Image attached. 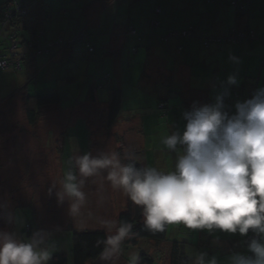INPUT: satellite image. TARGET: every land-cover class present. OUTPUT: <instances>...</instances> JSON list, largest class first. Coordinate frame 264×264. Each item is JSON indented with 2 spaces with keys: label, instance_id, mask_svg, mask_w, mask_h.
<instances>
[{
  "label": "rangeland",
  "instance_id": "1",
  "mask_svg": "<svg viewBox=\"0 0 264 264\" xmlns=\"http://www.w3.org/2000/svg\"><path fill=\"white\" fill-rule=\"evenodd\" d=\"M6 1L9 0H0V4ZM62 1H64L62 9L68 7L65 0ZM141 1L144 5L140 3ZM117 2L116 7H120V15L136 13L133 3L142 6L143 14L149 12L153 3L159 6L164 3L163 0L137 2L117 0ZM162 9L165 10L163 6ZM107 14L108 12L103 15L102 20L105 19L112 27V22L117 18L109 16L108 20ZM123 17L120 16L118 20ZM77 19L79 15L77 17L69 15L67 22L74 27ZM103 30L109 31L105 28ZM90 31L92 29L87 33L90 35L89 39L93 40L95 53L89 58L79 57L78 61L67 62L62 66V70L57 72L56 77L52 78L49 75L47 78L44 70L39 69L34 73L35 70L26 71L23 66L16 72L13 69L0 71V232L14 233L18 238L21 236L22 240L41 232L46 237L52 255L66 253L70 262L73 232L103 230L107 233L109 248L97 261L87 264H134L139 252L146 250L149 254L154 252L156 258L154 264H164L165 256H156L149 241H142L133 249L122 247L124 257L119 255L118 250L121 238L115 244L110 243L119 237L117 216L127 211L129 198L121 190L112 188L110 182L105 179L106 170L85 180L82 191L86 199L77 213H70L69 202H58L55 195L69 169L76 172L74 157L85 152L93 155L117 152L124 163L129 160L125 157H131L137 164L146 160L145 167L171 170L174 167L175 156L165 148L162 140L170 135L172 130L183 128L184 111L181 100L186 98L187 94L171 96L168 100L170 106L168 114L160 116L158 113L159 121L150 114V118L148 116L149 119L143 121L142 132L137 128L136 122H129L128 119L132 120L127 113L129 110L131 114L137 111L138 114L133 115L138 118L140 114L149 115L150 110L146 108L154 106L153 109L156 110L157 104L152 94L138 86L137 79L142 70L132 68L123 84L125 97L121 115L111 129H106V110L101 102L108 98L107 89L99 88L103 59H100V65L94 60L99 53L102 39L106 38L102 35L96 36ZM24 35L28 40L29 33L26 32ZM0 39V56L3 57L7 53L8 43ZM197 44L205 48L198 41ZM22 50L25 49L19 47L14 53L19 54ZM29 56L31 57L30 53ZM106 60L108 59L104 61ZM107 64L103 63L104 73L110 74L109 81H112V72ZM39 67L40 65L37 66ZM262 69L261 77L264 76V68ZM233 72L231 68L230 73ZM92 83L98 88L96 92L100 104L85 102L87 89ZM191 83L192 89L202 85L206 87L210 80L196 82L193 79ZM26 84L28 93H31L29 95L57 91L61 97V108L67 110L66 113L59 114L56 107H52L40 115L35 126H27L21 94V88ZM262 86L261 78L259 87ZM71 107L73 108L70 111ZM26 225H29L28 232ZM210 236L211 232L207 230H191L183 224L169 225L167 232L168 240L184 239L188 242L185 250L190 257L193 258L202 252L207 254L208 259L215 257L217 264H230L231 256L223 255L221 248L209 240ZM246 237L243 236L238 241L242 251L247 250V246L243 245ZM248 241L249 239L247 243Z\"/></svg>",
  "mask_w": 264,
  "mask_h": 264
},
{
  "label": "clouds",
  "instance_id": "2",
  "mask_svg": "<svg viewBox=\"0 0 264 264\" xmlns=\"http://www.w3.org/2000/svg\"><path fill=\"white\" fill-rule=\"evenodd\" d=\"M238 84L237 75H229L214 102L194 101L192 109L182 114L183 128L164 137L163 145L175 156L171 170L124 163L117 152H85L74 157L76 172L69 169L56 189L58 202L68 201L69 212L77 213L86 199L85 180L106 170L112 188L140 207L149 230L162 232L172 224L241 236L251 230L247 243L251 255L234 254L230 264H264V87L230 106L225 101ZM130 229L122 226L110 243ZM51 255L41 232L27 240L0 232V264H48ZM192 264H217V260L201 252Z\"/></svg>",
  "mask_w": 264,
  "mask_h": 264
},
{
  "label": "crops",
  "instance_id": "3",
  "mask_svg": "<svg viewBox=\"0 0 264 264\" xmlns=\"http://www.w3.org/2000/svg\"><path fill=\"white\" fill-rule=\"evenodd\" d=\"M12 1L15 0L6 2ZM163 1L161 6L165 8L164 23L168 25L165 26L162 22V27L155 29L150 24L152 19L151 7L148 13L143 14L142 6L140 7V4L136 3L134 4L136 13L120 15V7H116L117 0H65L68 7L63 9L64 1L62 0H32L28 6V13L34 20L25 25L26 29L31 28L32 31L37 28H42L45 31L40 42L41 40L44 42L52 41L58 36L65 38L80 29H86L87 32L92 29L90 32L96 36L105 37L106 39H102L100 44L99 53L93 59L98 65H100V59H103L105 64L109 63L107 65L110 67L113 76L109 85L114 84L122 91H124L123 84L126 81V75L132 68L142 70L137 79L139 81L138 86L147 90L155 98L167 93V86L163 83L167 81H170L169 87L177 92L181 91L183 96L192 92V95L186 97L189 98L191 107L194 101L199 102L200 105L214 102L220 87H223L227 77L231 74H236L239 80L238 86L231 88H240L244 93L251 88L256 91L260 88L261 78L263 79L262 87H264V76L261 77L263 72L261 66L264 59V0H249L250 6L246 15L238 20L230 6L231 0H218L216 4L205 0L206 3H202V6L200 5L202 0L194 2L193 0ZM198 1L199 3H197ZM107 12L106 18L108 20H110L109 16H116L115 18H117L112 22V27L105 22V19L102 20L103 15ZM44 14H48V19L44 18ZM69 15L76 17L79 15L74 27H72L73 24L67 22ZM120 16L124 17L118 20ZM235 19L239 23V28L255 31L258 39L253 43L243 42L235 46L214 45L205 49L197 44L194 39L162 43L157 37L165 33L167 26H169L168 28L182 29L191 24L200 30H210L209 33L224 35L234 26ZM22 24L19 25V28H22ZM128 27L134 28L138 34L144 35L141 43L137 42L134 37L127 35ZM103 28L109 29V31H105ZM26 32L28 30H24L22 35L25 36L24 33ZM91 42L95 48L92 39ZM176 45L182 47L180 55L176 54ZM51 51L48 50L47 55L34 61L37 66L40 65V70L46 72L47 78L49 75L52 78L56 77L57 72H60L62 66L67 62L78 61V58L84 55L83 49L78 46H73L68 51L57 47ZM230 57L238 58L239 62H233ZM105 59L108 60L104 61ZM103 63L99 79L105 75H109L108 78L110 79L111 75L104 73ZM56 65L59 67L56 68ZM231 68L234 70L233 73H230ZM193 79L196 82L210 80V84L206 87L202 85L192 89L191 81ZM25 86L28 85H23L22 88ZM92 86H95L94 83ZM95 93L97 96V92ZM211 99L212 102H210ZM85 102L87 103V101ZM88 103L90 102L88 101ZM152 107L154 108V106ZM153 108H146V110H150L149 115L143 114L141 116L140 114L138 118L133 115H137V111L131 114L129 113L131 110H129L128 116L132 118V120L128 119L129 122H136L137 128L142 132L141 128H143L145 119H149L151 115L156 120L160 119L157 110ZM210 237H214L212 241L216 247H220L221 250L225 249L222 252L223 255L228 254L232 257L234 254L242 253V246L239 245L238 241L243 236L239 233L230 234L214 230ZM231 246L236 247L234 252L232 249L231 251L227 249Z\"/></svg>",
  "mask_w": 264,
  "mask_h": 264
},
{
  "label": "trees",
  "instance_id": "4",
  "mask_svg": "<svg viewBox=\"0 0 264 264\" xmlns=\"http://www.w3.org/2000/svg\"><path fill=\"white\" fill-rule=\"evenodd\" d=\"M32 0H23V3L25 5V13L23 15H17L12 17L10 22L3 28L2 35H0V38H2V41L5 40L8 43V49L6 50V55L1 57L0 60H5L8 63H12L11 66H9L8 69H13L15 72L22 69V66L25 68V70H35L34 73H36L39 69L37 68V65L34 63L38 58L43 57L44 55H47L48 50H54L57 48H63L64 50L68 51L73 46H78L83 49L84 55L81 57L89 58L91 55L95 53V48L92 45L91 38L89 39V34L87 33L86 29H80L79 31L73 32L71 35L62 38L63 41L57 46H53L48 48L47 45L49 43L57 41L59 36L52 40V41H42L40 42V39L44 36L37 37L40 32L45 33V31L40 29H35L32 31L31 28L26 29L27 23H32L34 18L29 16L28 13V6L29 3ZM110 1V0H107ZM138 0H134V2H137ZM176 1V0H174ZM197 1V0H193ZM208 1V0H207ZM218 0H209V3L216 4ZM192 2V3H193ZM191 3V4H192ZM199 3V1L197 2ZM196 3V4H197ZM202 3L205 4L206 1L202 0L200 1V5L202 6ZM21 4V0H15L12 2H5L3 4H0V18L4 12H7L8 9H13L15 5ZM136 4V3H133ZM230 6L233 10L235 18L241 19L244 17L247 13V10L250 6L249 0H231ZM242 7V8H240ZM159 9L160 11L156 13V10ZM152 10V19L150 24L152 27L160 28L161 23L165 25L164 21V11L162 10V6H159L156 3H153L151 6ZM45 19H48V14L43 15ZM235 19L234 26L229 30L228 33L224 35L219 34H212L204 30L197 29L198 27L195 25H187L186 27L182 29H174V28H168L165 31L164 34H160L157 37L159 38V41L162 43H168L169 41H179L181 39H193L198 41L205 49L209 48L210 46L214 45H226V46H235L240 45L243 42L253 43L258 39V36L256 35L255 31L249 30V29H242L239 28V23L236 22ZM22 24V28H19V25ZM156 23V24H155ZM168 25V24H166ZM165 25V26H166ZM164 26V27H165ZM191 29V37H180V36H173L172 32L180 33L181 31H189ZM24 30H28L29 38L28 40L25 39V36L22 35V32ZM130 30H134L135 34L132 35L129 33ZM127 35L134 37L137 42L141 43L143 40L144 35L138 34L134 28H127ZM79 32H83L84 38H78L75 42H73L70 45H66L67 39L77 35ZM25 34V33H24ZM242 35L243 38H239L238 36ZM252 35V36H251ZM206 36L208 38L207 41L203 40V37ZM14 40L12 46V42L10 39ZM32 38L34 41L32 42ZM166 38V40H164ZM1 40V39H0ZM236 40V41H234ZM32 42V47L30 46V43ZM207 42V43H206ZM206 44V45H205ZM87 45H90L92 48V51L89 52L87 50ZM22 47L25 50L21 51L19 54L14 53V50L17 48ZM27 49V50H26ZM45 49L47 51H45ZM133 50V49H132ZM134 50H136V47H134ZM176 54L180 55L182 52V47L180 45L175 46ZM52 52V51H51ZM29 53L31 54V57L29 56ZM28 56V57H27ZM262 68H264V59L262 62ZM7 69H1L0 71H5ZM42 70V69H41ZM143 75V73H142ZM109 75H105L104 77L99 79V87H105L107 89V100L104 102H101V104L105 105L106 110V118H105V127L106 129H111L119 116L122 112V104L124 99V93L121 89L114 86V84L109 85ZM167 81V79H166ZM167 86V93H165L164 96L158 95L156 97V110L157 113L160 114V116H166L168 114V109H170L168 100L171 96H183V93L181 91H176L173 88L169 87L170 81L163 82ZM28 86L21 88L22 90V102L25 109V118H26V125L29 127H33L38 122V118L45 110H48L52 107H56L58 110V113L62 114L67 110H63L61 108V97L60 94L57 91H51V92H45L43 94H33L29 95L31 93H28L27 91ZM97 86L90 85L87 89L86 93V99L85 101H89L91 104H100L98 102V98L96 96ZM223 91V87H220L219 92ZM231 95L228 97V105H233L236 101H244L248 99L250 96H252L255 92L253 88L248 90L246 93L242 92L240 88H231ZM36 92V91H35ZM187 95H192V92H189ZM181 106L182 110L190 111L192 109L191 102L189 101V98H183L181 100ZM77 106V105H75ZM73 107H71L69 110L71 111ZM68 110V111H69ZM185 123V121H184ZM141 131V130H140ZM64 128L62 132V136H64ZM91 146V144H90ZM90 149V148H89ZM134 162L137 167H145L144 162L136 163L132 160H127L125 163ZM128 203V208L126 212H121L117 216V227L120 229L124 225H130V233L123 238H121V244L119 245V255H123L124 251L122 250V247L127 248H137L142 241H149L152 243L154 247V251L156 253V256L161 257L165 256L166 264H192V257H190L186 253V246L188 245V242L184 239L182 240H168L167 239V232L169 225H166L165 230L162 232H154L146 228L144 224V217L142 214V210L140 207L134 205L130 199ZM26 231H29V225H26ZM249 235L253 236V233H248L247 237ZM19 238H22L19 236ZM202 238V236H200ZM209 240H214V237H209ZM247 246V241L243 244ZM109 248V240L107 233L103 230H85L81 232H73L71 237V251H70V262L68 260V256L66 253H58L51 255V259L49 260L48 264H87V263H93L97 261L103 254L107 252ZM219 248V247H218ZM234 246H231L230 248H227L228 250L232 252L235 251ZM247 249V247H246ZM221 253L225 251L223 248L220 250ZM123 253V254H122ZM241 254L244 255H250L251 253L246 251H242ZM124 257V255H123ZM156 258L154 257V252L148 253L146 250L145 252L141 251L137 255L134 264H154V261ZM158 260V259H157Z\"/></svg>",
  "mask_w": 264,
  "mask_h": 264
},
{
  "label": "built area",
  "instance_id": "5",
  "mask_svg": "<svg viewBox=\"0 0 264 264\" xmlns=\"http://www.w3.org/2000/svg\"><path fill=\"white\" fill-rule=\"evenodd\" d=\"M26 1V0H25ZM236 1H239V0H236ZM240 8H242V7H240ZM160 10L159 9H157L156 10V13H158ZM17 13V15H23L24 13H25V5H24V3H23V0H21V4L20 5H18V4H16L15 5V7L11 10V9H8V11L7 12H4L3 14H2V16H1V18H0V35H2V31H3V28L10 22V20L12 19V17L13 16H15V14ZM156 24V23H155ZM129 33L130 34H132V35H134L135 34V32H134V30H130L129 31ZM43 35V33L42 32H40L39 34H38V36L37 37H40V36H42ZM191 35H192V33H191V29L189 30V31H181L180 33H173V36H180V37H191ZM252 36V35H251ZM239 38H243V36L242 35H240V36H238ZM78 38H81V39H83L84 38V34H83V32H79L77 35H75V36H73V37H71V38H69V39H67V41H66V45H70V44H72L73 42H75L76 40H78ZM11 40V42H12V46L14 47L15 45L13 44V42H14V40H13V38L12 39H10ZM164 40H166V38H164ZM203 40L204 41H207L208 40V38L206 37V36H204L203 37ZM34 41V39L32 38V42ZM62 41H63V39L61 38V37H59L58 39H57V41H55V42H52V43H49L48 45H47V47L48 48H50V47H53V46H57V45H59L60 43H62ZM234 41H236V40H234ZM32 42L30 43V46L32 47ZM207 43V42H206ZM206 45V44H205ZM87 47V50L89 51V52H91L92 51V48H91V46L90 45H87L86 46ZM48 50V49H47ZM46 49H45V51H47ZM12 65V63H8L7 61H5V60H0V68L1 69H8L9 68V66H11ZM249 98H251V96L249 97ZM228 98L226 99V104H227V102H228ZM251 232V230L249 231V233ZM252 238V236L251 235H249V237L248 238H246V241L249 239H251ZM251 255V254H250Z\"/></svg>",
  "mask_w": 264,
  "mask_h": 264
}]
</instances>
